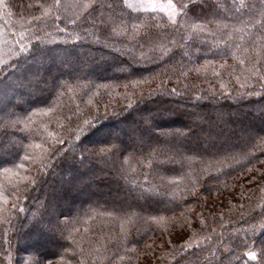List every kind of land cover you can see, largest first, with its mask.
Segmentation results:
<instances>
[{
  "label": "trees",
  "instance_id": "obj_1",
  "mask_svg": "<svg viewBox=\"0 0 264 264\" xmlns=\"http://www.w3.org/2000/svg\"><path fill=\"white\" fill-rule=\"evenodd\" d=\"M130 2L0 0V264H264V0Z\"/></svg>",
  "mask_w": 264,
  "mask_h": 264
},
{
  "label": "snow or ice",
  "instance_id": "obj_2",
  "mask_svg": "<svg viewBox=\"0 0 264 264\" xmlns=\"http://www.w3.org/2000/svg\"><path fill=\"white\" fill-rule=\"evenodd\" d=\"M56 3L58 4L59 3V0H56ZM91 4H84L83 7L85 9H87L88 7H90ZM130 7V5H128ZM182 8H187V5H183ZM166 9H171L170 12H168V19L171 21V23L173 25H175L177 23V15L179 14L177 12V6L173 3V0H168V3L167 5H160V10L161 11H165ZM153 10H155V6H153ZM136 29H137V33H138V30H139V25L137 26H134ZM202 30V29H201ZM24 39L23 35H21V41ZM21 41H17V43L19 44V51H18V55L20 54H24L26 52L29 51L28 47L25 46ZM241 64L244 63L243 60L240 61ZM8 64V61L7 60H3V61H0V70H3L4 66ZM243 87V85H241ZM173 91H175V89H173ZM129 107H131V105H129ZM51 111V109L49 110ZM85 123H89V122H85ZM62 143V141H60ZM36 147H40V145H37ZM257 147L260 148V150L262 152H264V146H261V145H257ZM107 151H110V149H101V152L104 153V152H107ZM27 158V157H26ZM261 163H264V161H261ZM251 171V170H249ZM23 180H29V177L25 176V177H22ZM30 183H35L34 180L30 181ZM13 207H15V205H13ZM210 239V237L208 238ZM245 256H247V259L249 261H254L257 259V254L254 252V251H247L244 253Z\"/></svg>",
  "mask_w": 264,
  "mask_h": 264
},
{
  "label": "rangeland",
  "instance_id": "obj_3",
  "mask_svg": "<svg viewBox=\"0 0 264 264\" xmlns=\"http://www.w3.org/2000/svg\"><path fill=\"white\" fill-rule=\"evenodd\" d=\"M135 7L139 9H153V6H155V9L160 10V5H167L168 1H162V0H130ZM171 9H166L164 12H170ZM43 236L47 235L46 232L43 230L41 233ZM36 238H29L28 240V246L33 247V245L36 242Z\"/></svg>",
  "mask_w": 264,
  "mask_h": 264
}]
</instances>
